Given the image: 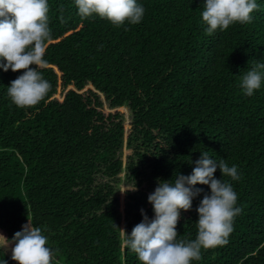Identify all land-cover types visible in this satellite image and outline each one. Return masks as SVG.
I'll use <instances>...</instances> for the list:
<instances>
[{
  "label": "trees",
  "instance_id": "1",
  "mask_svg": "<svg viewBox=\"0 0 264 264\" xmlns=\"http://www.w3.org/2000/svg\"><path fill=\"white\" fill-rule=\"evenodd\" d=\"M140 23L115 26L96 14L81 19L74 0H48L52 39L43 77L51 84L35 107L18 108L7 89L22 71L0 69V244L28 220L48 238L53 264H141L121 244L115 184L124 141V230L154 217L148 195L158 181L189 175L203 152L239 180L221 176L242 212L225 246L201 249L192 264H264V80L252 96L243 75L264 63V0L248 24L207 35L205 0H136ZM127 29V30H125ZM241 62L240 66L238 65ZM35 67V66H33ZM130 113L126 132L122 113ZM180 210L177 239L197 235L196 208L207 185ZM8 239L9 241H7ZM11 247L0 264H17Z\"/></svg>",
  "mask_w": 264,
  "mask_h": 264
},
{
  "label": "clouds",
  "instance_id": "2",
  "mask_svg": "<svg viewBox=\"0 0 264 264\" xmlns=\"http://www.w3.org/2000/svg\"><path fill=\"white\" fill-rule=\"evenodd\" d=\"M74 3L81 19L96 14L115 26L125 21L138 24L145 11L136 0H74ZM258 8L256 0H205L202 12V20L207 24L205 32L212 35L235 23H251L252 13ZM48 13V0H0V69L22 71L7 89L11 102L18 108L35 107L51 89L50 82L37 70L47 64L44 55L52 39ZM262 80L264 63H256L243 75L240 87L245 95L252 96L262 88ZM189 163L195 165L191 174L178 173L174 183L158 181V186L148 195L154 211L152 219L141 209L143 219L130 234L122 229L124 247L134 252L141 264H192L201 259L202 248L207 250L229 242L233 221L242 208L236 206L237 193L232 184L216 178L214 173L219 169L220 177L239 180L237 166L216 161L207 152ZM197 184L207 185L209 192L204 193L196 208V238L178 240L176 225L180 210L189 211L192 199L203 192L194 187ZM135 190V184L120 189L121 193ZM47 244L48 238L41 228L28 220L14 233L10 243L0 244V248L12 245L11 259L17 264H53L54 253Z\"/></svg>",
  "mask_w": 264,
  "mask_h": 264
},
{
  "label": "rangeland",
  "instance_id": "3",
  "mask_svg": "<svg viewBox=\"0 0 264 264\" xmlns=\"http://www.w3.org/2000/svg\"><path fill=\"white\" fill-rule=\"evenodd\" d=\"M100 97L103 101V107L106 108V110H109V111H114V110H118L119 112L122 113V116H123V122H124V130H125V135H126V132L130 126V113L128 112V110L125 108V107H118V108H115V109H111L108 107L106 101L104 100V96L102 94H100ZM126 141H124L123 143V147H122V154H121V157H122V169L120 171V174H119V181L118 183L115 184V193L117 195V210L119 212V223H118V226H119V231H120V238H121V244L123 245L122 243V229L124 230V226H125V222L128 221L127 219V216H126V213H125V202H126V195H127V192L125 193H121L120 189H122V187H124L125 185L128 186V187H132L133 185L130 183L127 182L126 180V175H125V172L127 171V165H128V161L130 160L129 158H131V153H132V150L125 144Z\"/></svg>",
  "mask_w": 264,
  "mask_h": 264
}]
</instances>
